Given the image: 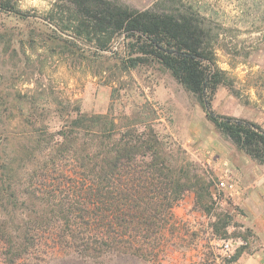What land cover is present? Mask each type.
Returning a JSON list of instances; mask_svg holds the SVG:
<instances>
[{
  "label": "rangeland",
  "instance_id": "obj_1",
  "mask_svg": "<svg viewBox=\"0 0 264 264\" xmlns=\"http://www.w3.org/2000/svg\"><path fill=\"white\" fill-rule=\"evenodd\" d=\"M109 1L134 10L194 14L210 31L206 46L215 50L223 71L214 111L264 129V0ZM69 2L21 0L28 17L0 11V163L18 144L50 138L67 114L79 109L110 116L115 124L111 144L122 137L130 144L139 138L161 144L171 168L199 176L211 196L199 199L197 192H186L174 208L176 232L157 261L71 252L34 256L21 264H223L219 240L225 237L220 222L225 212L212 197L218 177L204 143L241 150L218 132L198 98L166 67L152 59L134 67L129 58L138 56L137 48L124 38L100 51L92 35L73 30L77 21ZM24 121L36 122L37 137Z\"/></svg>",
  "mask_w": 264,
  "mask_h": 264
},
{
  "label": "trees",
  "instance_id": "obj_2",
  "mask_svg": "<svg viewBox=\"0 0 264 264\" xmlns=\"http://www.w3.org/2000/svg\"><path fill=\"white\" fill-rule=\"evenodd\" d=\"M20 1L0 0V11L28 17ZM69 4L76 14L73 30L92 35L100 51L124 38L137 48L138 56L129 58L134 67L148 59L166 67L198 98L224 138L264 164V129L213 109L223 71L215 50L206 46L210 31L194 14L134 10L109 0ZM73 112L50 138L38 136L34 144L5 151L0 163L1 263L71 252L157 261L176 232V205L188 191L199 199L210 197L209 187L199 176L171 168L161 144L152 140L130 144L122 137L111 144L115 124L108 114ZM24 123L37 137L36 122ZM220 222L226 230L229 216ZM237 258L238 253L223 258V264H235Z\"/></svg>",
  "mask_w": 264,
  "mask_h": 264
},
{
  "label": "crops",
  "instance_id": "obj_3",
  "mask_svg": "<svg viewBox=\"0 0 264 264\" xmlns=\"http://www.w3.org/2000/svg\"><path fill=\"white\" fill-rule=\"evenodd\" d=\"M225 99L230 102L233 98L227 94ZM204 146L217 181L227 178L233 184L232 189L226 190V200L221 204L230 224L219 245L222 240L230 239L234 240V245L230 253L220 250L221 254L231 258L238 253L235 264H264V164L227 144L206 141ZM216 188L217 182L211 192ZM233 231H236L235 236Z\"/></svg>",
  "mask_w": 264,
  "mask_h": 264
},
{
  "label": "built area",
  "instance_id": "obj_4",
  "mask_svg": "<svg viewBox=\"0 0 264 264\" xmlns=\"http://www.w3.org/2000/svg\"><path fill=\"white\" fill-rule=\"evenodd\" d=\"M232 188H233V184H231L227 178H223L219 180L217 183V188L212 192L213 199L216 202H219V204H224L223 201L226 200L225 192L227 189H232ZM233 245H234V240L232 239L222 240L221 244L219 245V248L225 254H228L232 251Z\"/></svg>",
  "mask_w": 264,
  "mask_h": 264
}]
</instances>
